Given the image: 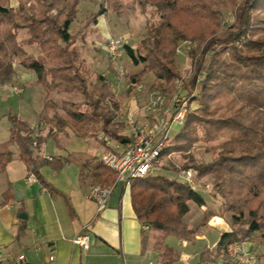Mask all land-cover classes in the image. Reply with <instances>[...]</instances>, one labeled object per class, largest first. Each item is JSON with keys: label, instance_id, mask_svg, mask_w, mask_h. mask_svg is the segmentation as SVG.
<instances>
[{"label": "trees", "instance_id": "16d2710c", "mask_svg": "<svg viewBox=\"0 0 264 264\" xmlns=\"http://www.w3.org/2000/svg\"><path fill=\"white\" fill-rule=\"evenodd\" d=\"M8 1L0 0V86L14 79L12 61L16 59L21 67L36 74L46 92L40 115L43 123L61 130L68 127L82 138L98 139L102 131L129 144L131 140L112 124V108L116 105L112 83L99 74L92 89L76 47L87 38L89 25H96L98 18L107 13L104 2L111 0H101L99 11L87 15L77 31L72 30V25L82 0H20L16 9L8 8ZM240 1L154 0L162 23L150 30L149 44L137 49L125 47L136 66L140 65L139 57L144 58L141 70L133 76V85L142 84L145 77L153 74L155 81L166 82L174 89L180 79L175 69L180 42L198 43V50L192 53L194 72L186 85L190 103L196 102L198 108L191 111L187 106L182 129L164 141L162 158L175 153L190 156L198 142L211 143L222 136L226 140L213 148L215 155L209 162L191 158L180 168L164 167L165 173L130 179L129 183L132 206L143 227L161 233L163 238L192 242L198 230L208 225L213 212L207 197L188 182L180 181L178 175L193 168L198 179L211 177L214 197L221 200L223 212L231 215L232 228L222 233L214 253L204 250L210 262L218 258L229 261L228 247L233 242L254 239L255 234H260L264 242V33L258 34L264 30V0ZM221 2L236 9L235 25L223 34H219L223 15L217 10ZM19 30H27L30 37L26 44L36 46L38 57L18 44ZM53 93L81 96L83 102L64 101L66 115L62 116L51 100ZM83 105L86 110H82ZM179 112L180 109L176 114ZM9 119L10 139L0 143V173L13 158L10 148L17 145L29 173L43 188L59 195L40 170L45 166L59 170L61 162L34 157L33 129L17 116ZM94 170V178L101 186L117 180L116 172L102 163ZM191 203L205 208L193 225L186 221Z\"/></svg>", "mask_w": 264, "mask_h": 264}, {"label": "crops", "instance_id": "0c3cea01", "mask_svg": "<svg viewBox=\"0 0 264 264\" xmlns=\"http://www.w3.org/2000/svg\"><path fill=\"white\" fill-rule=\"evenodd\" d=\"M22 70L26 72L23 76L40 85L44 102L46 92L36 74ZM29 94L27 92L26 108L22 105L17 113L2 116L5 138L0 139V143L10 139L11 116L26 122L34 131L32 137L39 136L38 146L33 148L34 157L61 162L59 170L50 166L40 170L59 195L43 188L37 179L30 180L32 174L20 158L19 147L12 146L13 158L0 173V264H47L50 255L55 256L58 264H232L223 258L210 262L204 255L205 249L214 253L222 233L231 229L218 209L213 212L212 219L220 217L224 225H216L211 219L198 230L192 242L163 238L161 233L145 229L134 212L130 184L124 182L116 184L107 208L99 213L97 205L89 199L91 187L98 184L94 169L102 163L100 157L105 152L122 151L128 144L99 131L98 139L92 138L98 143L95 154L88 156V152L74 150L72 130L43 123L40 120L43 108L38 113L31 109L29 104L33 103ZM115 96V106L122 110L127 104L120 105L119 95L115 93ZM135 105L131 99L124 110L130 115L128 111L134 112ZM114 118L113 126L130 139L131 130L129 135H124L115 125ZM100 133L104 139L100 138ZM50 150L56 153L49 154ZM207 203L209 208L215 207L209 198ZM204 211L205 208L199 207L195 218L187 222L190 225L197 223ZM80 235L89 236L88 249L74 243ZM244 247L256 256L255 264H264V244L260 240H246Z\"/></svg>", "mask_w": 264, "mask_h": 264}, {"label": "rangeland", "instance_id": "374dc122", "mask_svg": "<svg viewBox=\"0 0 264 264\" xmlns=\"http://www.w3.org/2000/svg\"><path fill=\"white\" fill-rule=\"evenodd\" d=\"M240 2L241 1L239 0V3ZM104 3L107 13L98 18L96 25L90 24L87 39L81 40L76 44V47L84 60V68L89 74L90 87L93 89L97 75H104L112 83V89L119 95L120 105H128L131 99L135 101V108H137L134 109V112L129 110L128 113H130L131 119L136 126L152 124L158 119L163 118L164 114H166V118L172 126L165 134L170 138L175 136L182 129V124L184 123L186 115L185 109L187 106H189V110L191 111H195L198 108L196 102L190 103L191 100L188 99L189 90L186 89V85H188L194 72L192 53L198 50V43L195 41L180 42L175 57V69L180 75V79L176 81L174 89L170 88L166 82L155 81L153 74L145 77L141 82L142 84L133 85V76L141 70L144 58L139 57L140 65L136 66L127 55L125 47L129 46L133 49H137L139 46L149 44L150 30L158 27L162 23L161 13L155 5L154 0H111L109 3ZM19 4L20 0H9L7 7L16 9L19 7ZM100 6L101 0H82L79 5V15L72 25V30L77 31L86 16L99 11ZM217 10L223 15V23L221 25L222 31L219 33L223 34L227 29L235 25L236 9H232L227 3L221 2V5ZM16 33L18 44L24 46L30 54L38 57L40 52L37 50L36 46L30 47L26 44V41L30 37L27 30H19ZM262 33H264V30L260 31L258 34ZM110 39L120 41L124 44V53L119 60V66L114 64L109 56L108 47ZM142 53L144 54L143 50ZM225 55L228 58H231L229 51H225ZM12 66L16 73L14 79L11 83L2 86L4 88H0L1 140L5 138V122L2 120V116L9 114L10 112L17 113L19 109H21V106L28 101L27 92L30 93V98L32 97L31 102L33 104H29L31 109L38 113L42 110L40 108L44 107V94L40 85H38L35 80H32V78L22 75V73L26 74V72L22 70L23 67L21 68L18 60H13ZM16 86H22L24 88L22 92L24 93L23 95H16L13 93L12 87ZM51 100L57 105V113L63 116L66 115V110L62 107L64 101H73L75 103L83 102L81 96L59 95L56 93L51 96ZM119 104L117 103V105ZM127 105L125 107H127ZM82 107V110L87 109V106L85 105ZM125 107L121 110V107L113 106L112 114L115 117V125L122 130L124 135L127 136L129 135L131 127L127 121V118L130 115L124 110ZM24 108H26V106ZM179 109L180 112L184 113V118L182 121L179 120V123L176 124L173 123V119L179 115L180 112L176 114ZM115 112H118L119 116H116ZM71 135L73 136L71 139L73 141L72 147H74V150L82 153L88 152V156L96 153L98 143L95 139H84L75 136V134ZM160 137H162V135ZM100 138L104 139L103 134L101 133ZM225 140L226 137L222 136L217 141L211 143L198 142L193 148L190 156H185L180 153L168 156L165 159V167L173 165L176 168H180L191 158L197 162H209L215 155V153H213V148L218 147L220 143ZM40 142H42V140H40ZM15 149H17V147H15ZM48 152L49 154L56 153L55 150H50ZM188 170H192L197 176V172L193 168ZM165 172L166 171H162V173ZM184 172L186 171L183 170L180 172V175H178V179L182 182H186ZM194 181L196 189L212 200V205H215L216 208L210 207V211L214 212L218 209L219 213L225 217V221L232 228L231 215L223 212L221 200L218 197H214V180L211 177L203 179L195 177ZM207 185L210 186L209 189H206ZM190 205L192 206L193 211L187 217L186 221L192 220L193 217L195 218L196 211H198L199 208L193 203ZM212 222L216 223L214 220ZM259 236L260 234L254 235L255 238H258V240L264 244Z\"/></svg>", "mask_w": 264, "mask_h": 264}, {"label": "built area", "instance_id": "2783aa9c", "mask_svg": "<svg viewBox=\"0 0 264 264\" xmlns=\"http://www.w3.org/2000/svg\"><path fill=\"white\" fill-rule=\"evenodd\" d=\"M108 50L112 62L119 66V60L124 53V44L110 39ZM12 91L14 94L20 95L23 89L21 86H16L12 87ZM116 115H118L117 112ZM183 118L184 113L180 112L179 115L174 117L173 123L178 124L179 120L182 121ZM127 121L131 127V142L122 151H107L100 157L105 167L116 172V182L107 186L96 184L89 191V199L97 205L99 213L107 208L117 183L124 182L129 185L130 179H145L149 175L160 172L166 166V161L162 158V151L164 149V141L168 138L165 133L172 126L169 124L166 114L154 123L144 126H136L131 119V115L127 118ZM161 135L162 137H160ZM33 138V146L37 147L39 136L34 135ZM184 176L186 177V182L196 188L195 173L192 170H188L184 172ZM34 178L32 175L30 180ZM209 188L210 186L207 185L206 189ZM214 219L222 220L221 223L216 225H224L222 218L215 217L212 221ZM145 229L147 228L145 227ZM74 243L84 249H88L90 247L89 236L80 235L75 239ZM228 258L232 264H255L257 260L256 256L244 247V242H233L230 244L228 247ZM47 264H58L54 255L49 256Z\"/></svg>", "mask_w": 264, "mask_h": 264}, {"label": "bare ground", "instance_id": "6f19581e", "mask_svg": "<svg viewBox=\"0 0 264 264\" xmlns=\"http://www.w3.org/2000/svg\"><path fill=\"white\" fill-rule=\"evenodd\" d=\"M214 222H216V223H220V222H222V220L214 219Z\"/></svg>", "mask_w": 264, "mask_h": 264}]
</instances>
